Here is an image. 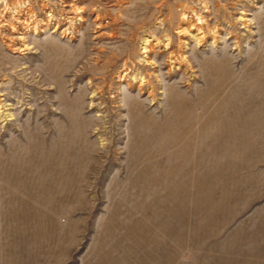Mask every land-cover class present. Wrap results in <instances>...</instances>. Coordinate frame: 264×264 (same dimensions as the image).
Segmentation results:
<instances>
[{"label": "rangeland", "instance_id": "obj_1", "mask_svg": "<svg viewBox=\"0 0 264 264\" xmlns=\"http://www.w3.org/2000/svg\"><path fill=\"white\" fill-rule=\"evenodd\" d=\"M0 264H264V0H0Z\"/></svg>", "mask_w": 264, "mask_h": 264}]
</instances>
